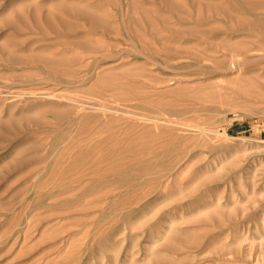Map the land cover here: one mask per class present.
I'll return each mask as SVG.
<instances>
[{"label":"rangeland","instance_id":"rangeland-1","mask_svg":"<svg viewBox=\"0 0 264 264\" xmlns=\"http://www.w3.org/2000/svg\"><path fill=\"white\" fill-rule=\"evenodd\" d=\"M0 264H264V0H0Z\"/></svg>","mask_w":264,"mask_h":264}]
</instances>
